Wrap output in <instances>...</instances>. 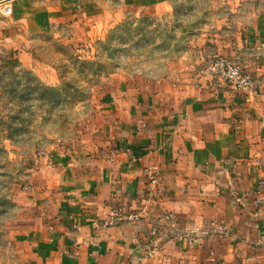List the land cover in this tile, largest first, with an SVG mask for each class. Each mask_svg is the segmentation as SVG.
<instances>
[{"label":"crops","instance_id":"0c3cea01","mask_svg":"<svg viewBox=\"0 0 264 264\" xmlns=\"http://www.w3.org/2000/svg\"><path fill=\"white\" fill-rule=\"evenodd\" d=\"M167 4L0 0V42L38 72L21 33L58 32L81 13L160 14ZM247 42L254 54L240 65L251 89L203 75L196 85L159 79L134 97L122 91L99 153L59 154L34 170L25 194L38 215L14 235L24 264H264V40ZM116 211L133 218L111 224Z\"/></svg>","mask_w":264,"mask_h":264},{"label":"rangeland","instance_id":"374dc122","mask_svg":"<svg viewBox=\"0 0 264 264\" xmlns=\"http://www.w3.org/2000/svg\"><path fill=\"white\" fill-rule=\"evenodd\" d=\"M166 2L168 9L160 14L150 7L139 16L129 12L119 18L81 13L61 31L21 33L20 43L39 61L38 72L21 66L19 49L0 42V264H24L25 251L15 243L14 235L17 227H27L26 220L38 215L25 194L30 174L59 154L99 153L111 116L116 114L113 96L125 91L134 97L131 90L156 81L120 70L122 55L133 54L130 65L142 62L135 60L136 53L169 56L170 76L163 80L182 87L205 78L206 63L215 56L239 64L249 60L254 54L247 42L249 35L264 40V0ZM32 105L48 112L57 127L41 133L26 116ZM29 131L37 139L45 135L47 146L33 148L25 156L18 141Z\"/></svg>","mask_w":264,"mask_h":264},{"label":"clouds","instance_id":"9594fccd","mask_svg":"<svg viewBox=\"0 0 264 264\" xmlns=\"http://www.w3.org/2000/svg\"><path fill=\"white\" fill-rule=\"evenodd\" d=\"M130 59H133V54L131 53L120 57L118 61L120 70L130 73L133 76L139 72L142 79L149 81L166 79L170 76L166 63L170 59L169 56L158 55L154 52L136 53L135 60H142V62L132 65L129 64ZM17 110L18 106L11 114H14ZM26 116L31 117L32 124H35L41 130V133L54 130L57 127V121L52 119L51 116L48 117V112L42 108L38 109L35 105H32L31 113L26 114ZM46 118L48 120L47 123H45ZM18 146L21 148L22 153L28 156L31 154V149L36 148L37 150H41L47 146L46 136L42 134L37 139V134L29 131L28 134L19 139Z\"/></svg>","mask_w":264,"mask_h":264},{"label":"built area","instance_id":"2783aa9c","mask_svg":"<svg viewBox=\"0 0 264 264\" xmlns=\"http://www.w3.org/2000/svg\"><path fill=\"white\" fill-rule=\"evenodd\" d=\"M5 15L9 16L12 14V8L6 7L4 9ZM207 67L203 71V75L209 76L212 79H218L229 85L235 91H246L254 87L255 80L251 74L247 73L239 63L235 62L231 58L222 56H215L206 63ZM130 217L123 216L119 212H114L112 215L113 224L116 219H129ZM133 217L130 219L132 220Z\"/></svg>","mask_w":264,"mask_h":264}]
</instances>
